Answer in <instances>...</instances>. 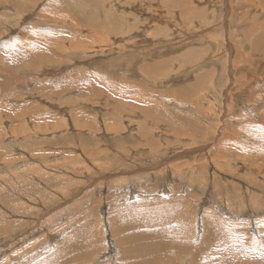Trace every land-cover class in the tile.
<instances>
[{"label": "rangeland", "instance_id": "374dc122", "mask_svg": "<svg viewBox=\"0 0 264 264\" xmlns=\"http://www.w3.org/2000/svg\"><path fill=\"white\" fill-rule=\"evenodd\" d=\"M56 1L0 0V264L264 263V0Z\"/></svg>", "mask_w": 264, "mask_h": 264}, {"label": "bare ground", "instance_id": "6f19581e", "mask_svg": "<svg viewBox=\"0 0 264 264\" xmlns=\"http://www.w3.org/2000/svg\"><path fill=\"white\" fill-rule=\"evenodd\" d=\"M2 1H3V0H1V2H2ZM27 1H28V0H27ZM53 1H54V0H53ZM55 1H56V0H55ZM58 1H59V0H58ZM4 2H6V0H4ZM56 2H57V1H56ZM26 3H27V2H26ZM59 3H61V2H59ZM2 4H3V2H2ZM4 4H5V3H4ZM63 4H64V2H63ZM24 5H25V4H23V6H24ZM28 5H29V4H28ZM51 5H52V4H51ZM56 5H57V4H56ZM58 5H60V4H58ZM61 6H62V5H61ZM27 7H29V6H27ZM83 7H84V6H83ZM83 7H82V8H83ZM29 8H31V7H29ZM20 9H21V8H20ZM49 9H50V8H49ZM21 10H22V9H21ZM63 10H64V9H63ZM22 12H23V10H22ZM43 12H44V14H45V12H47V8L45 9V11L43 10ZM20 13H21V12H20V10H19V11H18V14H20ZM23 13H24V12H23ZM73 13H74V12H73ZM42 15H43V14H42ZM18 16H21V15H18ZM74 16H75V15H74ZM19 18H20V17H18V19H19ZM71 18H72V17H71ZM19 20H20V19H19ZM50 28H51V27H50ZM46 29H47V28H46ZM48 30H49V29H48ZM36 32H37V30H36ZM48 33H49V32H48ZM46 34H47V32H46ZM34 35H35V34H34ZM43 35H44V34H43ZM46 36H47V35H46ZM53 37H54V36H53ZM20 38H21V37H20ZM32 38H34V37H32ZM32 38H31V39H32ZM42 38H44V36H43ZM46 38H47V37H46ZM54 38H55V37H54ZM49 39H50V38H49ZM49 39H48V40H49ZM65 40H66V39H65ZM23 41H24V40H22V42H23ZM29 41H31V40H29ZM34 41H35V38H34ZM42 41H43V39H41L40 42H42ZM18 42H19V41H18ZM32 42H33V40H32ZM35 42H36V41H35ZM40 42H39V43H40ZM15 43H16V42H15ZM19 43H20V42H19ZM28 43H29V42H28ZM31 44H32V43H31ZM53 44H54V42H53ZM16 45H18V44H16ZM16 45H15V46H16ZM25 45H27V44H25ZM23 46H24V45H23ZM35 46H36V45H35ZM21 47H22V43H21ZM21 47L19 48V50L22 49ZM41 47H42V46H41ZM48 47H49V46H48ZM16 48H17V47H16ZM23 48H24V47H23ZM46 48H47V47H46ZM34 50H35V49H34ZM13 51H15V50H13ZM13 51H12V52H13ZM16 51H18V50H16ZM20 51H22V50H20ZM25 51H26V50H25ZM50 51H51V50H50ZM18 52H19V51H18ZM38 52H39V51H38ZM44 52H45V51H44ZM26 53H27V52H26ZM12 54H13V53H12ZM20 54H21V52H20ZM49 54H50V53H49ZM59 54H60V53H59ZM18 55H19V54H18ZM8 57H9V56H8ZM25 57H26V56H25ZM25 57H24V58H25ZM47 57H48V56H47ZM4 58H5V57H4ZM9 58H10V57H9ZM28 59H29V58H27V60H28ZM37 59H38V58H37ZM24 60H26V59H24ZM48 60H49V58L47 59V61H48ZM51 60L53 61V59H51ZM54 60H55V59H54ZM44 61H45V60H44ZM31 62H32V61H31ZM55 62H56V61H55ZM4 63H5V62H4ZM8 63H9V62H8ZM33 63H34V62H33ZM33 63H32V64H33ZM41 63H42V62H41ZM43 63H45V62H43ZM46 63H47V62H46ZM46 63H45V64H46ZM59 63H60V62H59ZM30 64H31V63H30ZM50 65H51V64H50ZM200 66H201V65H200ZM30 68H31V67H30ZM34 68H35V66H34ZM36 68H37V67H36ZM31 69H32V68H31ZM37 70H38V68H37ZM40 70H41V69H40ZM35 71H36V70H35ZM59 71H60V70H59ZM64 77H65V76H64ZM49 84H50V83H49ZM47 85H48V84H47ZM65 85H66V84H65ZM9 87H10V86H9ZM67 87H68V86H67ZM77 87H78V86H77ZM88 87H89V86H88ZM70 88H71V87H70ZM90 89H91V88H90ZM77 90H78V88H77ZM95 90H96V89H94L93 91H95ZM15 91H16V90H15ZM62 91H63V90H62ZM66 91H67V89H66ZM69 91H70V90H69ZM90 91H91V90H90ZM90 91H89V92H90ZM99 91H100V90H99ZM95 93H96V92H95ZM22 99H23V98H22ZM26 100H27V99H26ZM24 101H25V100H24ZM35 106H36V105H35ZM21 112H22V111H21ZM29 115H30V114H28V116H29ZM10 128H11V127H10ZM11 132H12V131H11ZM15 133H16V132H15ZM12 134H14V133H12ZM20 141H21V140H20ZM26 147H27V146H26ZM99 166H100V165H99ZM101 166H102V165H101ZM135 225H136V224L132 225V226H131V229H132L133 226H135ZM183 226H184V225H183ZM135 228H136V227H134V229H135ZM190 233H192V232L190 231ZM190 233L188 234V233L186 232V230H183V231H182L181 229H180L179 231H177V234H178V235L181 234V237H182L183 239H184V238H188V237H190V236H191ZM187 234L189 235L188 237H186ZM192 236H193V235H192ZM192 236H191V237H192ZM183 239H182V240H183ZM153 258H154V256L151 255V259H153ZM250 259H251V260H244V263H245V264H250V263H251V264H261V262H258V261L255 262V260H253L252 258H250ZM227 261H228V262H229V261H230V262H231V261H234V258H232V257H230V256H227ZM262 264H264V263H262Z\"/></svg>", "mask_w": 264, "mask_h": 264}]
</instances>
